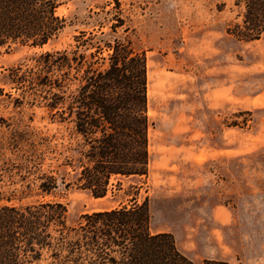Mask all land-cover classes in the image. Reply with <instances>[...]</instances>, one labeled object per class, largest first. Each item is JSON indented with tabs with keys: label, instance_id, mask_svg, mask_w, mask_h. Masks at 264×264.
Here are the masks:
<instances>
[{
	"label": "rangeland",
	"instance_id": "374dc122",
	"mask_svg": "<svg viewBox=\"0 0 264 264\" xmlns=\"http://www.w3.org/2000/svg\"><path fill=\"white\" fill-rule=\"evenodd\" d=\"M56 3L65 27L44 47L0 46V191L18 199L38 183L22 179L16 166L15 144L26 131L52 139L59 158L52 168L66 182L75 181V171L58 164L64 146L79 139L73 123L52 122L59 117L24 98L3 72L42 51L76 49L81 31L102 29L112 40L110 25L120 17L115 35L147 60L148 175L113 180L103 198L59 179L45 199L63 202L66 224L74 226L86 213L147 198L151 230L171 232L195 264H264V34L245 41L230 33L242 19L235 0Z\"/></svg>",
	"mask_w": 264,
	"mask_h": 264
},
{
	"label": "trees",
	"instance_id": "16d2710c",
	"mask_svg": "<svg viewBox=\"0 0 264 264\" xmlns=\"http://www.w3.org/2000/svg\"><path fill=\"white\" fill-rule=\"evenodd\" d=\"M235 5L243 8L242 19L230 33L245 41L261 38L264 0H235ZM57 7L56 0H0V46L44 47L65 27ZM116 20L110 25L112 40L102 29L81 31L74 37L76 49L42 51L3 72L24 98L40 100L59 117L52 122L73 123L79 139L64 146L58 164L72 167L74 182L52 168L59 158L49 136L26 131L15 144L22 179L33 176L38 183H28L18 199L0 191V264H195L171 232L151 230L147 198L86 213L74 226L66 224L63 202L45 199L59 179L65 187L75 183L103 198L113 180L120 185L122 178L148 175L147 60L115 35L124 25Z\"/></svg>",
	"mask_w": 264,
	"mask_h": 264
}]
</instances>
